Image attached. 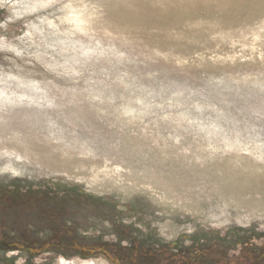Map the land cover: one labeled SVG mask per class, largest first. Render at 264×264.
I'll return each mask as SVG.
<instances>
[{"label":"rangeland","instance_id":"rangeland-1","mask_svg":"<svg viewBox=\"0 0 264 264\" xmlns=\"http://www.w3.org/2000/svg\"><path fill=\"white\" fill-rule=\"evenodd\" d=\"M207 3L0 0V264H264V0Z\"/></svg>","mask_w":264,"mask_h":264},{"label":"bare ground","instance_id":"bare-ground-1","mask_svg":"<svg viewBox=\"0 0 264 264\" xmlns=\"http://www.w3.org/2000/svg\"><path fill=\"white\" fill-rule=\"evenodd\" d=\"M208 0H204L206 5ZM222 2V0H219ZM230 5L226 9L223 6L217 5L220 10V15H222L221 23H235L234 16L239 13V10L244 7L240 4L233 3L229 1ZM260 1L256 3V5H260ZM195 9L189 6L177 5L176 7L173 5L167 4L166 7L160 8L156 4L150 2H144L140 4V6L134 11L131 15L128 16V19L131 20L132 24H136L137 26H142L143 28L148 27L150 25H155L157 31L162 32L163 30L173 27L177 28L179 24L183 22V18L186 16H191L194 13ZM212 9H208L207 13H211ZM258 13V12H257ZM251 14L249 11L244 13V20L249 21L251 18L257 14ZM127 13H119L120 17H126ZM116 15V14H115ZM227 15H233L231 18H228ZM118 16V15H116Z\"/></svg>","mask_w":264,"mask_h":264},{"label":"flooded vegetation","instance_id":"flooded-vegetation-1","mask_svg":"<svg viewBox=\"0 0 264 264\" xmlns=\"http://www.w3.org/2000/svg\"><path fill=\"white\" fill-rule=\"evenodd\" d=\"M15 191H19V189L15 190ZM36 191H39V190L32 189L30 192L27 191V190L19 191L20 194L15 198V200L18 201V203H21L22 202L23 205H25L26 207H30V208H33L34 207L35 208V205H32V204H34V202L37 201V198H36L35 193H32V192H36ZM42 191H44L45 193H49L48 192L49 190H42ZM57 191L58 190H54V189L53 190H50V192L54 193V195H60V194H58V192L63 193L64 192V189H61L58 192ZM55 192H57V193H55ZM28 195L31 196V197H29V198H24L23 197V196H28ZM48 197L51 198L52 196H48ZM17 205L20 206V204H17ZM17 205H14V206L17 207ZM5 208L8 209L7 206H5V207L0 206V217H1L0 218V222H5L6 221L5 219H8V217H7V211L8 210H6ZM32 216H35V215L33 214ZM39 217L40 218H43L42 215H39ZM12 218L18 220L21 217H19V215L16 216V214H14V217H12ZM48 218L50 220V222H48V223L44 222V223H39L37 225V224H34L35 222H33V223L32 222H29V224H27L28 227H31V228H33L35 230L36 234L37 233L40 234L41 238L43 239V240L41 238L40 239H37V241H36L37 243H46L47 241L48 242L50 241L49 238H51V236H42L43 235V230L44 229H47L48 227H51L53 225V224H51L52 223L51 222L52 219L53 220H56V222H58L59 216L58 215L57 216H49ZM49 235H51V233H49ZM3 241L1 240L0 243L3 242ZM16 242H18V240H12V241H10L8 243H16Z\"/></svg>","mask_w":264,"mask_h":264}]
</instances>
